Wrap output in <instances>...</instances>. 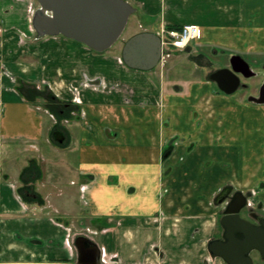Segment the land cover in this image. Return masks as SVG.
Masks as SVG:
<instances>
[{
  "label": "crops",
  "instance_id": "obj_1",
  "mask_svg": "<svg viewBox=\"0 0 264 264\" xmlns=\"http://www.w3.org/2000/svg\"><path fill=\"white\" fill-rule=\"evenodd\" d=\"M29 1L0 0V264H78L76 219L88 220L101 264H227L208 250L216 197L230 183L264 202V106L209 79L165 88L116 54L38 38ZM130 2L151 18L137 33L201 26L187 52L201 48L203 61L205 49L264 56V0ZM48 89L65 105H46L49 115Z\"/></svg>",
  "mask_w": 264,
  "mask_h": 264
},
{
  "label": "water",
  "instance_id": "obj_2",
  "mask_svg": "<svg viewBox=\"0 0 264 264\" xmlns=\"http://www.w3.org/2000/svg\"><path fill=\"white\" fill-rule=\"evenodd\" d=\"M32 25L38 38L63 35L79 41L97 52L110 49L125 31L136 7L128 0H36ZM124 63L133 69L152 70L163 56V44L159 34L142 31L129 37L122 49ZM231 67L219 68L210 74L219 88L227 94L234 93L240 86L239 73L252 77L256 72L241 54H233ZM249 101L264 104V81L259 94L249 97ZM63 142L64 135L55 133ZM225 194L216 198L223 202ZM247 197L237 191L221 217L224 229L221 237L208 242V250L213 257H220L227 264H255L253 252H259L264 260V215L254 212L252 219L243 217L241 210L246 206ZM78 250V264H100L101 250L98 244L85 234L75 238Z\"/></svg>",
  "mask_w": 264,
  "mask_h": 264
},
{
  "label": "rangeland",
  "instance_id": "obj_3",
  "mask_svg": "<svg viewBox=\"0 0 264 264\" xmlns=\"http://www.w3.org/2000/svg\"><path fill=\"white\" fill-rule=\"evenodd\" d=\"M29 2L34 7V9H37L39 7V4L36 0H30ZM157 11L158 10H156V14H157ZM143 15L144 14L141 11L133 13L129 19V22H128V25H127L125 31L123 32V34L121 35L119 40L110 49H108L104 52H97V51L91 49L93 54L102 55V56H107V55L114 56L116 54L118 56V60H119V57L121 55V51L123 49V46H124V43L126 42V40L129 37H131V35L137 33L138 30L141 29V24H146L147 22L150 21L151 18L149 16H147L146 14H145V17H143V19H141V17ZM83 45H84V43H83ZM200 49L201 48L197 47L192 52H187V50H185V51L175 50L174 51V49L167 50V51L164 50L163 59H162L161 63L156 68H154L152 70H148V71H144V70L141 71L140 70V72H144L145 74H147L149 76L150 79L156 80L155 84L159 83V81H162L161 83H163V86L165 88H167L169 86L170 89H172V88L178 89L179 86L183 87V86H187L188 84L192 83L191 79H193V80L209 79L208 74L210 72H213V71L219 69L220 67L224 66V64L228 63L230 54H232V52L230 50L227 52H224L222 50V52L219 51V54H216V53H212V52L208 51V49H205L203 51L208 52V55L210 56V58H209L210 61L209 60L203 61V59H199L197 57V54H199L201 52ZM244 58L249 62V64L251 65L252 69L256 72V74H255V76H253L249 79H243L244 82H246L248 86L247 87L241 86L236 92L230 94V96H232V98L234 100L246 103L247 105L250 104L251 106H264V105L254 104L253 102L249 101L250 96L258 95L260 86H261L262 82L264 81V56L252 57V56L246 55V56H244ZM119 62H120V60H119ZM211 82H212V86L214 87L215 92H218L219 94H223V95H228V94L224 93L222 90H220V88L216 82H214V81H211ZM48 90H49V92L46 91L48 94L46 96H44V98H43V103H45V105L44 104L41 105L42 109L45 112H47V115L50 114V109L49 108L47 109L46 105L48 107H51L52 109L65 108V105L61 104L58 100H55L52 98L51 93L55 94V92L52 89H48ZM207 99H209V98H207ZM203 100H205V97L203 98ZM57 102L60 105H57ZM48 111H49V113H48ZM204 112H205V109H204ZM52 114L54 116L56 115L54 113H52ZM72 114L76 115V113H72ZM259 116L260 117L262 116V112H259ZM179 143H180V141L178 140L176 142V145H178ZM210 160L211 159H208L207 162H209ZM218 163L215 164V162H213V169H216L215 171L220 169V168H216ZM207 169L212 170L210 167H207ZM65 196H66V194H64L62 197L64 198ZM67 196H69L70 200L73 201V203H71V204L76 205L74 212L75 213L76 212L81 213L80 212L81 211V205L79 202L80 198L78 196V193L75 192L74 194L67 195ZM257 196L258 195H256V197ZM71 201H69V199H68V202H71ZM255 202H257V200ZM259 202H261L264 205L263 201H259ZM222 206L223 205H220V208H222ZM256 210H257V208H256ZM221 213H222V211L220 212V214ZM81 221L83 223H81ZM75 222L78 223L75 226L78 233L79 232L80 233H89L90 232L89 226H87V225H89V222L87 219H76ZM218 223H219V221H218ZM218 223L216 225V230L214 233L215 235H217L221 232V227L219 226ZM257 255H259V253L257 251L253 252V257L254 256L256 257ZM259 264H264V261L261 259V262H259Z\"/></svg>",
  "mask_w": 264,
  "mask_h": 264
},
{
  "label": "flooded vegetation",
  "instance_id": "obj_4",
  "mask_svg": "<svg viewBox=\"0 0 264 264\" xmlns=\"http://www.w3.org/2000/svg\"><path fill=\"white\" fill-rule=\"evenodd\" d=\"M230 58H231V56L229 57V61H228V63H226V64H224V66H222V67H220V68H224V67H231V62H230ZM212 72H210L209 74H208V76L210 77V74H211ZM239 76H240V79H241V83H240V86H239V88L241 87V86H248L247 85V83L246 82H244V80L243 79H249V78H251V77H248V78H246V77H244L241 73H239ZM255 76V75H254ZM253 77V76H252ZM215 82V81H214ZM263 83V82H262ZM218 85V84H217ZM262 85V84H261ZM238 88V89H239ZM237 89V90H238ZM221 90V89H220ZM236 90V91H237ZM260 90V89H259ZM235 91V92H236ZM224 92V91H223ZM225 93V92H224ZM227 94V93H226ZM258 94H259V92H258ZM228 95H230V94H228ZM237 191H239V189H235V187L232 185V184H226L225 186H223L221 189H220V191L218 192V194H217V196L218 195H220V194H225L226 195V198H225V200L223 201V202H221V203H219L218 205H223L222 206V208H221V211H222V213L218 216L219 218H218V221H219V226L221 227V232L219 233V234H217V235H215L213 238H217V237H221L222 235H223V231H224V229L222 228V226H221V224H220V220H221V217L223 216V213H224V210L226 209V207H227V205H228V203L230 202V200L232 199V197L234 196V194L237 192ZM240 191H242V190H240ZM244 194H245V196L247 197V203H246V206L241 210V215L243 216V217H246V218H249V219H252L253 221H256L255 220V218H253L252 216H251V213L252 212H254V213H256V214H258V215H264V205L261 203V202H259V201H257V202H255L256 200H255V198H256V195H257V193H258V191L256 190V188L255 189H252V190H250L249 192H244V191H242ZM217 198V197H216ZM252 204V205H251ZM254 205V206H253ZM256 208H257V210H256ZM220 211V212H221Z\"/></svg>",
  "mask_w": 264,
  "mask_h": 264
},
{
  "label": "built area",
  "instance_id": "obj_5",
  "mask_svg": "<svg viewBox=\"0 0 264 264\" xmlns=\"http://www.w3.org/2000/svg\"><path fill=\"white\" fill-rule=\"evenodd\" d=\"M202 35V28L196 24H186L182 29L165 28L161 32L163 46L166 49L185 48L190 42L199 40ZM73 100L77 103H82L79 95H76Z\"/></svg>",
  "mask_w": 264,
  "mask_h": 264
},
{
  "label": "trees",
  "instance_id": "obj_6",
  "mask_svg": "<svg viewBox=\"0 0 264 264\" xmlns=\"http://www.w3.org/2000/svg\"><path fill=\"white\" fill-rule=\"evenodd\" d=\"M169 28H182V26H179V25H176V26H173V25H169L168 26ZM104 225H108V222H104Z\"/></svg>",
  "mask_w": 264,
  "mask_h": 264
}]
</instances>
